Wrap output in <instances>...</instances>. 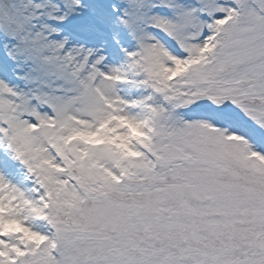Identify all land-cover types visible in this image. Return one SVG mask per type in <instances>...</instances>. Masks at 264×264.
Instances as JSON below:
<instances>
[{"label":"snow or ice","instance_id":"6c2138e0","mask_svg":"<svg viewBox=\"0 0 264 264\" xmlns=\"http://www.w3.org/2000/svg\"><path fill=\"white\" fill-rule=\"evenodd\" d=\"M0 264H264V0H0Z\"/></svg>","mask_w":264,"mask_h":264}]
</instances>
